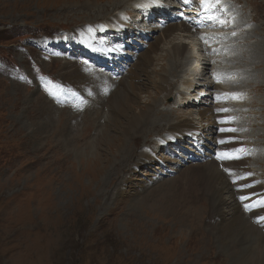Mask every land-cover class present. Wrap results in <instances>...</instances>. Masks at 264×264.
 Listing matches in <instances>:
<instances>
[{"label": "rangeland", "instance_id": "374dc122", "mask_svg": "<svg viewBox=\"0 0 264 264\" xmlns=\"http://www.w3.org/2000/svg\"><path fill=\"white\" fill-rule=\"evenodd\" d=\"M162 1L163 7L152 12L144 0H0V264H229L231 256L211 233L218 227L242 238L227 243L252 255L246 264L264 263V212L249 211L261 213L260 222L231 217L223 214L221 201L216 214V202L196 179L180 181L175 174L189 160L216 161L215 149H204L209 136L218 143L216 112L223 108L228 132L240 144L222 142L220 152L246 163L260 190L252 203L264 195V0H213L207 8L202 7L206 0H185L184 7L182 1ZM180 12L200 30L192 40L197 42L191 63L178 62L174 75L170 68L162 72L168 42L160 43L148 66L155 80L138 98L140 108L157 98L158 121L131 133V153L119 151L111 147L121 136L112 114L123 116L109 107L112 91L97 72L109 73L111 62L81 47L77 31L93 24L97 39L136 55ZM120 15L126 27L115 30L106 23ZM207 16L218 27L204 21ZM176 37L193 48L187 36ZM200 46L203 59L197 58ZM158 72L164 80L157 79ZM145 74L140 73L142 79ZM209 105L214 119L204 125L198 114ZM167 121H190L211 131L173 139L165 132ZM105 131L114 140L101 138ZM164 132L172 139L166 145L157 139ZM101 155L110 161L97 175L92 168ZM218 166L230 173L226 164ZM179 181L201 188L173 194L177 200L170 201L169 188L179 189ZM175 200L174 214L169 205Z\"/></svg>", "mask_w": 264, "mask_h": 264}, {"label": "bare ground", "instance_id": "6f19581e", "mask_svg": "<svg viewBox=\"0 0 264 264\" xmlns=\"http://www.w3.org/2000/svg\"><path fill=\"white\" fill-rule=\"evenodd\" d=\"M134 1H136V0H134ZM212 1L213 0H206L205 3L202 4V7L207 8V6H209ZM166 2H167V0H166ZM116 3H119L118 6H121L120 2L117 1V2H115V4ZM144 3L146 5L147 9L149 11H152V12L154 11V9L156 7L162 8L164 5L162 0H159V1L144 0ZM134 4H136V2ZM138 4L142 5L141 3H138ZM114 6H117V5H114ZM181 16H182L181 14H176L175 16H173V19L171 20V22H167V25L165 27H161V30H160L161 32H159V34L161 33V35L159 37H156V40H154L155 39L154 38L153 39L154 42L145 45V48L141 52L139 51V53H136V55L132 54L131 52H128L126 50L118 49L117 47H110V46L106 45L104 42H102L101 40L97 39V37L94 36V30L96 28L93 24H89L82 31H81V29L79 31H77V37H78L79 41L85 45V46L82 45L81 47H83L84 49H89L90 50V51H88L89 53L95 52V53H97V56H99L101 58H106V59H108V61L111 62V64H110L111 65V71L109 73H107L103 69H101V70L97 69V72L102 73V76H103L104 80L106 81L105 85L107 86L108 91L109 92L112 91L110 94H113V95L111 97H109V107H111L114 111H116L118 115L123 116V119H118V118H116L115 115L112 114L113 121L117 120V129L116 130L120 131L119 134H121V136H116V138L114 140V138L109 135V133H108L109 131L108 132L105 131V133L103 134V136L101 138L114 140V142L111 141L113 143L111 147L116 146L117 150H119V151H122V152L125 151L126 153H131L130 150L133 149V147L128 143V139H129V136H131V133H134L135 130H141V131L147 130V129H144V127L149 126L150 123L154 124L158 121L157 118H154V114H153L154 110H157V113L156 112L155 113H156V115H158V112L160 110V108H159L160 106H158V102L156 100L157 98L155 97L153 99V101H155L154 105L151 104V106L148 105L144 108H140V106H139L140 101L138 99L139 94L142 93L144 90H146L145 87H147V84L150 83L153 79V77H150V74H149L150 72L148 70V66L149 65L151 66V64L153 63V61L155 59L154 55H152V53H155V54L157 53V55H158L157 49L160 48V43L161 42H168V48L166 50V53L162 55L163 56L162 59L164 62H163L162 67L160 68V70L164 73H167V71H166L167 68H170V69H172L171 74L174 75L177 73V70H178V64H179L178 62L181 61V62H183V63H181V65L186 66V63L190 62V60H188L190 53L192 54V52H193L192 50H196L195 44L197 41L195 42L192 40H195L194 38H196L194 35L200 34V30L198 29V27L196 25L194 26L185 20L182 21ZM121 17H122V15L115 16V17L113 16V17L109 18L108 20H106V23L111 28H113L115 30H118L121 27H126V25H128V22L125 21V19L123 17L122 18L124 19V21L122 22ZM113 21H117V23H113ZM204 21H209V23H212V24H214V26L216 25V27H218V23H216V21L214 19H211V16H207L204 19ZM215 32L216 31H214V34H215ZM177 34H180L181 36H184V37L187 36L188 38H185V39L188 42H190V45L193 48L191 49L190 47L185 45L186 41L184 39L182 40L183 42L181 40H179V38L176 37ZM190 38H193V39H190ZM200 48H201V50L205 51L204 46H202V47L200 46ZM200 48H198V49H200ZM197 52H198L197 54H199V56L201 58L204 57L205 53L203 54V52L201 53V51H199V50ZM180 54H182V58L179 59L178 61H174V59L177 58ZM128 57L130 58V60L135 59L136 63L133 66L128 65V63H129L127 61ZM184 58H185V60L182 61V59H184ZM160 72H158L159 74L156 73L158 76V77L157 76L156 77L158 80L162 81V80H164V77L162 76L163 74ZM140 73H147L144 75L145 78L143 77L144 80L142 79V76H140ZM166 79H167V82H169L170 84H173L170 74L167 75ZM153 80H155V79H153ZM135 81H138V83ZM236 82H235V84H236ZM100 83H102V82H100ZM164 83L162 85V89H165ZM185 85H187L186 82L183 83V87L181 88V89H183L182 90L183 94L185 93V92H183L185 90L184 89ZM157 86H159V85H157ZM159 89H161V87H159ZM104 90H106V87L104 88ZM234 95H236V94L234 93ZM216 97L219 99L218 102L220 103L222 101V99H220L221 96L216 95ZM187 98H188V94H187ZM130 105H134V106L130 107ZM226 106H228V105H226ZM213 107H214V105H209V107L204 108L199 112L198 117L201 120V122H203L204 125L207 124L209 121H212L214 119V116L212 115V109L214 111L215 108H213ZM135 109H136V111H135ZM221 109H223V108H221ZM221 109L220 108L217 109L216 121H215V123H217L219 128H220V134H219V136L216 137L217 139H219L218 143H215L212 140V137L209 136V138H206L207 144H205V149H204V152H208L210 150V148H213V149H211L213 151L215 149L213 156L216 159V161L213 159H206L205 161L198 162V163L190 161V160L188 162L182 163L179 166V168L177 169L178 172L175 173V174H177L176 179H179L178 178L179 176L180 177L182 176L180 178V181L182 178H184L182 181H186V182L188 181V179H191V180L196 179L198 181V184L203 189H205L208 194L211 195V199L213 198L214 202H216V205L214 204L215 205L214 209L212 208L216 214L221 211V201H222L223 214L229 215L231 217L239 216V217H242L243 219H246L249 217V219L253 220V222H260V218H261L262 214L258 213V212L251 213L249 211L261 209L264 212V195L262 194L263 196H261V197L259 196L258 198H256V202H254V203L251 202L252 199H250V198L255 199L257 192L258 191L260 192V190H259L258 186L253 182V180L251 178H249V176L247 175V170L245 169L246 163L240 157H232L228 152H223L222 150L220 152V149L222 147V144H221L222 142H225L226 144H231V145H235L236 143L240 144L238 137H236L235 135L228 132L229 129H231V127L228 123V117L224 115L225 113L222 112ZM229 110H231V109H229ZM167 122H168V124H167V128H166L165 132H167L171 136L175 137L173 139H176L178 137L181 139L185 138L186 136L190 135L192 132H196L198 135L204 134V131H205V130H200L199 128L194 126L190 121H183V122H169V121H167ZM222 128L224 129V131H227L228 133H223ZM210 131H211V129H206L205 133L207 132L206 134H209ZM165 132L163 134H159V136L157 138L158 141H160L163 145H166L168 142H170L172 140V139L168 140V138H164ZM168 134H166V135H168ZM178 134H179V136H178ZM216 146L218 147V149L215 148ZM129 148H131V149H129ZM113 151H114V149L112 150V152ZM108 152H110V151L108 150ZM150 152H151V150H147V153H150ZM219 152H220V154H219V156H217L219 158L218 159L215 156ZM147 153L144 152L142 154L144 158H147L150 156V155H147ZM108 154L109 153H107V155ZM213 156H212V158H213ZM109 161L110 160L107 159L106 155L98 156V158L95 161L93 168H92V170L94 172L91 170V173L93 172L94 174H97V175H99L101 172L103 173V170H105L107 168V166H108L107 164H109ZM220 163L226 164L227 169L230 171V173H226L224 170H222V168L219 169L218 165ZM201 177L203 178V180L201 179ZM180 181L178 182L179 183L178 184L179 189H174L176 186L174 188H169V189L173 190L172 195L170 194L171 196H169L170 201H172V199L173 200L176 199L175 198L176 196L173 194L179 193V195H183V192H186V191L188 192L190 190L197 189L198 187L201 188L198 184H197V187L193 186L192 188L191 187L187 188L188 186L187 187H186V185H185V187L182 186ZM161 187H163V186H161ZM158 191H161V190L158 189ZM170 192H171V190H170ZM170 192H166V193H170ZM226 193H227V198L223 199V196ZM194 194H195V192H194ZM161 195L162 194H160V196ZM165 197H166V195H165ZM183 197H185V196H183ZM163 198H161V199H163ZM246 198L248 201H246ZM176 200H175L174 205L170 201H169L170 205L168 204L169 209L174 211V214L178 213V212H176V209H178V206H177L178 202ZM180 200H181V198H180ZM166 201H168V200H166ZM154 202L156 203L157 200L155 199V201H153V203ZM156 205H157V203H156ZM160 205L162 206L161 203H160ZM158 206H159V204H158ZM161 209L163 210V208H161ZM227 209H230V210L232 209L233 212L231 213L230 210H227ZM212 218H214V217H212ZM241 223H243V222H241ZM215 230H218V231L213 232L211 230V233L213 234V236L215 235L216 240L219 241L218 244H220V246H222L224 248V250L227 252L228 256H231V258L233 260L232 262H228V263L229 264H241L243 262L242 264H246L245 260L246 259L249 260L252 257V255L249 256V255L244 254V253L241 254V252L243 250L237 252L234 247L232 248V246H230V245L228 246V243H227L228 242L227 240H229V242L231 240L232 241H241L242 238H240L236 234H233L230 231H227L223 227L215 228ZM219 249H221V248H219ZM238 253H240V254H238ZM239 255H242V256H240V257H243L242 260L240 257H237ZM260 257H261V255H259L258 257H255V260L260 261ZM261 263L264 264L263 262H261Z\"/></svg>", "mask_w": 264, "mask_h": 264}]
</instances>
